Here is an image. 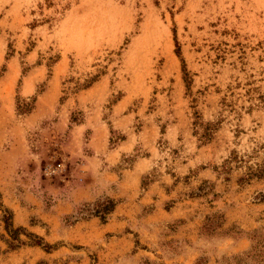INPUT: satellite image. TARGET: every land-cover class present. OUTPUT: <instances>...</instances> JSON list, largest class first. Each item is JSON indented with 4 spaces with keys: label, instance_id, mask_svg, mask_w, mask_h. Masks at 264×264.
<instances>
[{
    "label": "rangeland",
    "instance_id": "1",
    "mask_svg": "<svg viewBox=\"0 0 264 264\" xmlns=\"http://www.w3.org/2000/svg\"><path fill=\"white\" fill-rule=\"evenodd\" d=\"M263 166L264 0H0V264H264Z\"/></svg>",
    "mask_w": 264,
    "mask_h": 264
},
{
    "label": "trees",
    "instance_id": "2",
    "mask_svg": "<svg viewBox=\"0 0 264 264\" xmlns=\"http://www.w3.org/2000/svg\"><path fill=\"white\" fill-rule=\"evenodd\" d=\"M176 54L179 55L178 49L176 51ZM1 70H3V67L1 68ZM183 72L185 73V80H186L185 82L188 83V81L186 79V70H185V65L184 64H183ZM17 107H18L19 110H23V112L29 111V109L31 108V106H30L29 103H24L22 106L18 105ZM209 128L210 127H207V130L205 131V133L203 135L204 138H207L208 137V135H209L208 132L210 130ZM248 174L255 175L256 177L264 176V166L256 169L253 172L252 171H249ZM0 205H2L1 204V200H0ZM113 207H114L113 202L110 201V200H107V203L104 204V208H103L104 213L105 214H108L109 212H111L113 210ZM100 218L102 220H104L105 217L104 216H100ZM5 223H6V226L9 225V222L7 221L6 218H5ZM34 236H35L36 240L34 241L33 244L34 245H42L43 244V241H42L43 239L41 237L37 236V235H34ZM252 239H253V242H254V245L252 246V250L253 251H256V249H257L259 251L258 246L262 247L261 241L262 242L264 241V234H254L253 237H252ZM45 246L47 248H50L51 247L47 243H45ZM263 247H264V245H263Z\"/></svg>",
    "mask_w": 264,
    "mask_h": 264
},
{
    "label": "built area",
    "instance_id": "3",
    "mask_svg": "<svg viewBox=\"0 0 264 264\" xmlns=\"http://www.w3.org/2000/svg\"><path fill=\"white\" fill-rule=\"evenodd\" d=\"M48 171H50V169Z\"/></svg>",
    "mask_w": 264,
    "mask_h": 264
}]
</instances>
